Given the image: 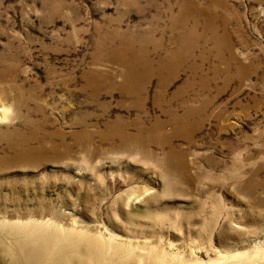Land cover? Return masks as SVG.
Masks as SVG:
<instances>
[{
    "label": "rangeland",
    "instance_id": "1",
    "mask_svg": "<svg viewBox=\"0 0 264 264\" xmlns=\"http://www.w3.org/2000/svg\"><path fill=\"white\" fill-rule=\"evenodd\" d=\"M32 223L104 264H264V0H0V264Z\"/></svg>",
    "mask_w": 264,
    "mask_h": 264
},
{
    "label": "bare ground",
    "instance_id": "2",
    "mask_svg": "<svg viewBox=\"0 0 264 264\" xmlns=\"http://www.w3.org/2000/svg\"><path fill=\"white\" fill-rule=\"evenodd\" d=\"M184 17L186 16H183L182 19H185ZM191 33L192 31H186L184 34L185 39L182 36L183 40L191 37ZM184 53L181 56L179 55L180 57L177 60L174 58L173 60L170 59L169 62L165 60L161 61V64L156 70L151 69L150 61L145 57L129 58L125 61V66L129 73V75L127 74L129 84L134 85L137 88L136 90H139L144 86V83H147V79L150 78L149 76L151 74L159 73L163 78L164 73L161 72L162 68H166L172 74L176 73L175 71L178 66L185 60L182 58ZM141 66L144 70H140ZM209 103L210 101L205 99L199 108H205ZM193 112L188 110L187 117L192 115ZM197 112L199 114L200 110H197ZM29 225L12 224L9 227H13V230H11L17 236L15 243L9 246L10 251L13 252V261L20 262V264H104L102 261L104 239L101 235L73 228L68 233L69 237H67L66 231L62 229L52 231L51 229H44L43 227V229L37 230L33 229L36 228L34 224Z\"/></svg>",
    "mask_w": 264,
    "mask_h": 264
}]
</instances>
